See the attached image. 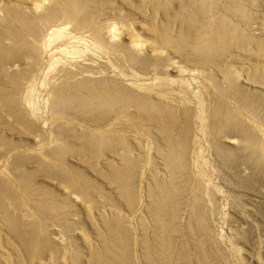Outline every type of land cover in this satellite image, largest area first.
<instances>
[{
	"label": "bare ground",
	"instance_id": "bare-ground-1",
	"mask_svg": "<svg viewBox=\"0 0 264 264\" xmlns=\"http://www.w3.org/2000/svg\"><path fill=\"white\" fill-rule=\"evenodd\" d=\"M105 1L107 2V0H105ZM150 1L156 7L155 12H157V4L158 3L162 4L160 9L158 8L159 9V13L157 15L158 17H155L154 20H151L148 23L149 24L148 25L149 30H151L154 33V37L152 40L153 43L151 42L152 44H151L150 48L144 47V45H142L143 42L139 41L138 39H130L128 42H126L124 37H122V35H121L122 33L120 32V30H122V29L133 32L132 24L125 21L126 20L125 19L126 14L123 16L124 19L121 20V22L119 21L120 23L118 22L119 25L117 22H116L117 23V25H116L115 22H112V21L108 22L106 20L105 21L108 23H104V21H103L104 17H102L103 22L100 19L96 18V13H98L97 11H99V9H101L98 7H100L102 5V3L104 2L103 0H102V3L100 6L99 5L95 6V4H97V2H98V4L100 3V0H39V1H36L34 3V5L32 7L33 11L30 14H28L29 12L25 13V11H24V13H25L24 14L23 12H19L20 10L17 11V9H14V8H13L14 11H12V9H11V11H9V8L13 7V6L11 5L8 7L6 5L7 2L6 3L3 2V4L0 2L1 3L0 4V18L1 19L4 17L8 18V16H10L9 19L12 20V21L9 19L7 20V18H6V20L8 22L6 20H4V23L6 21L5 26L3 25L4 24L3 22H0L4 26L3 27L2 25H0V74H1L0 76H1V78L4 79L3 82L0 81V82H2V85H0L2 88V90L0 91V103L3 105L4 111L7 114H9V116L10 115L13 116V120L16 121V124H17L16 127L19 129L18 130L19 132H23L25 134V133H30V132L34 131L33 130L34 128L32 126H30V124L23 117L24 115H20L21 112L19 111L20 112L19 113L16 110L17 108H16V105L14 104L15 101L12 97L11 88L13 86H16L15 80L19 81L17 73L21 74V72H22L21 67H23V65L18 60L19 57H23V58L24 57L34 58L35 57V60H37L39 62L43 58V55L45 53V50H42L44 47V44H42L43 40H44V36H41L42 30L40 31V28H39L40 26H38V25H36V28H37L36 29L35 24H40V25L45 24V23H47V21L49 19L57 16L60 18L59 29L62 32H65L66 30L72 31V28H74V29L77 28L80 33L83 32V35L86 34V37H89V38L95 40L96 43L99 44V46L94 47L93 51L88 50V56H90V57H94L95 55H98L99 57L102 56L105 59V61H102V63L98 59L90 60V58H88L86 55H85L86 57H82L81 56L82 54L81 55L77 54L76 56H71L68 59V61L66 62V64L63 65V67H61L60 65H57V63H53L49 67V72L53 71V73H52V78L50 80V87L47 89L46 100H47L48 105L51 108L53 120L54 119L57 120V118L62 120L61 118H63L64 121L66 120L65 122H72V124H74L76 126V129L78 130V132L75 131V132H77L76 138H77V136L79 138V142L78 141H76V142H78V146L80 144L81 152H82V150L83 151L87 150V153L90 152L92 154L97 155L98 156L97 158H100V160L102 159V163H101L102 165H100V166L97 165L98 167H100L99 171L101 174H99V172L97 174L99 176L103 175L107 179L106 184H104V185L99 184V182H98L99 180L96 179V177L98 175L97 174H96L97 176L94 175V172H92L90 169H88L85 166L86 164L85 165L81 164L82 160L80 161V159H79L80 155L79 156L74 155L75 160H72V159L66 157L68 154H67V152H65L66 151L65 149L69 148L70 146L73 147L74 145L71 144L72 143L71 139L69 141L66 139L65 135L60 134L59 131H55V136H54L55 146H54V148L52 147L51 150L49 149L50 151L43 152V155H41V157H40L41 159L39 158L40 160L37 161L36 163H33V165L28 166L26 163V165H27L26 168H25V166L22 167L23 169H25V172H26L24 175H22L24 173V171H23V173H21V175H17V174H20L18 172H17V174L13 173V172L8 173L6 171L1 173V174L5 173L9 176L8 177L9 179L8 178L3 179L5 177V174H4L3 178L1 177V180L6 184L5 188L0 185L1 196L3 195L2 197H5V196H6V198L8 197L7 198L8 200H9V198L11 200L13 197L17 198V196L11 197L12 191L14 192L15 189L13 190L12 189L13 187H12L11 188L12 190H10L11 192H9V186L17 187L18 188V189H16L17 193L20 190H22V192L26 193V195H23L24 199L21 197V202L23 203L24 207L20 206V208H19L17 206L18 207L17 209L22 210V211L21 210H19V211H21L20 212L21 217L23 215L22 219L24 220V222H28L30 224L29 227L25 225L26 227H28L27 230L29 231L30 227H32V229L28 232L29 237H27V238L28 239L30 238V242H28V243H30L32 246L33 256L37 258L36 259L37 263L41 262L40 260H42V259L46 260V258H44L45 253H43L44 249H42V248H44L45 246L52 247V245H54L53 243L61 242L58 237L63 235L62 233L60 235V233H59L60 229L58 230V229L52 228L50 226L53 224L52 222L51 223L50 222H43L40 220L39 216L45 215L43 210L46 211L48 207H49V209L54 208V210H55V209H57L56 206H58V204H60V206L61 205H68V206H70L71 210L70 209L69 210L71 211L72 214H74L73 215L74 217L76 215L77 217L79 216V218H80L82 208L83 209L86 208L85 209L86 211L83 210V212H86V214L84 213L85 216L87 215L90 217V216H92L91 212H94V210H95L94 207H93L94 210L93 209H92V211L90 210L91 204H92V202H91L92 197L95 196V195L92 196L91 192L96 194L97 191L93 192V190L98 188L99 190L102 189L100 191L98 190L99 193H102V192L106 193V191H110V193H111L109 183H115L116 185L118 184V186H119L118 188L120 189L122 196L127 201V205L129 206L128 209H130V211L128 210L129 213L125 214L126 220L128 221V225H127V228H124V230L127 229V231H123L122 225H120L119 222H117V223L115 222V220H117V219H115L116 213H115V211H112V210L110 211L109 207L108 208L105 207L108 209V210L106 209L107 211L105 213V212L101 211L103 207L100 205L102 207L101 210L96 211L97 214L99 215L100 219L98 218V216H96V217H95V215H93V216L95 218H98L99 220H101V218H102L103 221L104 220H105V222L107 221L106 224L108 223L107 225H111V227H112V228H110V226H109L110 231H112L111 229H113L114 233H116V235L122 239L121 244H123V242H124L123 238H125L124 236H126V235H124V233L126 232V234H129L127 237L129 239H131L130 245L127 244L128 243L127 241H129V239L127 237H126L127 241L126 240L125 241L127 242L126 244L129 245L130 252L129 251L128 252L130 253L131 256L127 252L128 248H126L127 250H125V252H127L126 253L127 256L125 254H123V252L119 251L118 254L116 253L117 255L114 254L115 257L114 256L112 257L111 255L113 252L110 253L111 249H110V251H108V254H111L110 255L111 257L108 256L107 252H105L107 255L102 254L101 252L96 251L98 248L97 247H96L97 249L94 248L97 245L93 241H92V243H94L95 246L90 244L89 239L91 237L88 239L84 236L88 240L87 241L82 236L81 241L83 242L84 246H83V248L79 247L77 244L78 242L75 241L76 239H74L75 237L72 234V236L74 237L73 239L76 242V244H75V242L73 244V241H72V244L74 246L77 245L79 248H82V250H85L84 248L85 247L88 248V246L89 247L93 246V248L96 249V250H94V249L92 250V248L90 247V251H86L85 253H83L84 255L87 252L90 253V256H89V254L88 255L86 254L87 258L90 257V259H91V257H92V259H93L96 257L98 259V262L101 261V262H99L100 264L101 263L102 264H123L120 262L121 261L120 259H122V258H126L127 260L126 259L125 260L128 262V264H168L169 259L171 257H172L173 261L170 264H264V218L261 219V217L257 215L258 212L260 213V211H261L259 204L261 203V206H262V203H264V170H262L260 173H259V171H256V170H255L256 171L255 172L252 167H249L252 164L251 162H248V164H250V165H243L245 163L247 164V161H245V160H248V159H244V161L242 162L241 165L243 166V168H242V172L240 174L241 180L239 179V182H238L239 184H237V185H239V187L237 186L239 189V191L237 190V192H239V193L238 194L236 193L237 198L236 197L234 198V199H237L238 203H239V206H238L239 212H240V218L238 216L239 223H238V227L227 228L228 230L226 232L221 231V228L219 227L218 223L216 222L218 220V218H220L218 213L221 211V209L219 208L220 204L217 201V198H218L217 196H219V195L221 196L223 194V193H221V192H223V190L220 188L218 183L215 184L216 182H213V180H212L213 183H211L208 180L211 178H208L207 179L208 181H205V179L201 176V174L202 175L205 174V172L202 173V171H203L202 167H204L203 163L205 162L206 158L203 160L202 151L205 149L204 147H206V146L208 147V149H210L212 151V154L214 153V157L216 159L217 158L221 159L222 156H224V155L228 156L227 154H229V152L232 153V150L235 153V151H236V150H234L235 148H238L237 151L238 150L240 151L239 148H241V152H242V150H245V153H246V151H248L249 148L254 152L253 149H255L257 147L258 152L257 151L256 152L259 153V157H260L259 159L261 160V158H262L264 160V125L262 124V122H259V120H257V117H256V115L258 114V113L256 114V111H260L259 114L261 113L262 118L264 117V108L263 109H261L262 107L257 108V105L255 103V99L253 100L251 98L252 96H254V94H259L261 96H264V74L258 75V74H255V72H254L255 69L259 68V70H262L261 73H264V61H263L264 59L261 60V62L258 61L257 57H259L261 53L258 56V53H254L253 49L251 50L249 48L250 46L248 45L249 39L250 40L254 39L256 41L264 42V18H263V21L262 20L259 21L257 19H255L254 21L253 20L243 21V22L241 21L242 22V26H241V25H239V22L235 23V22H232L231 19L229 20V16L227 14H223V10L219 9L221 11L216 12V10L213 11L211 9L213 12L212 11L209 12L207 14V16H205V18L202 16L204 18L203 21L200 23L199 28L197 27L196 31L193 33L192 31H190V29H191V27H193V25L195 23V21H194L195 20V12L201 11L199 13L202 14L204 11H207V8H209V9L211 8V7H208V5H207L208 2H210L212 4V2L214 0H198V1H196L197 3L195 2L196 5L195 4H194V6L190 5L191 7L186 8V11H183V9H182V7L185 5L183 3H180V4L170 3V4H168L170 2V0H150ZM193 1H195V0H193ZM229 1H231V0H228V2ZM242 1L244 2L245 0H242ZM246 1H249V0H246ZM246 1H245V3H242V4L239 1V3L236 4V5H238V7L235 5L244 17L246 15L243 11L244 9H241L242 6L240 7V4L241 5L248 4V2L246 3ZM253 1H254V3H252V4L253 5L256 4V6H257V3H255L257 0H253ZM106 2H104V3H106ZM224 2H226V0ZM234 2H235V0H234ZM250 2H251V0H250ZM166 3L170 6V9H171L170 13H169V10L167 9L168 6L166 5ZM215 4H217V2H215ZM224 4H223V6H224ZM231 4L229 6H231ZM213 5H211V6H213ZM225 5H228V4L226 3ZM233 5H234V3L232 4V6ZM253 5H252V9L254 10V8L256 6L253 7ZM223 6L221 7L222 9H230L229 6L228 7L227 6L223 7ZM214 7H215V5H214ZM214 7H212V8L214 9ZM225 7H227V8H225ZM237 8L235 9L236 11H238ZM243 8H244V6H243ZM231 10H228V12H226L227 10H224V11L226 13L230 14ZM255 11H256V9H255ZM214 12H216V13H214ZM233 12H234V10L231 13H233ZM100 13H102V12L100 11ZM252 13H254V12H252ZM26 15H28V16H26ZM154 15L156 16V13ZM154 15H153V17H154ZM167 15H169V18ZM197 15H198V13H197ZM205 15H206V13H205ZM99 16L101 17V14ZM99 16H97V17H99ZM172 16H177L178 21L173 20V19L171 20L170 18ZM253 16H254V14H253ZM232 17H233V15H232ZM260 17H262V16L260 15ZM263 17H264V14H263ZM53 20H55V19H53ZM131 20H132V18H131ZM1 21H3V20H1ZM196 22H198V20ZM258 22L260 23V25H258ZM67 23H69L70 25H67ZM78 30H77V32H78ZM59 33H61V32H59ZM57 35L58 34H56V36ZM127 38H129V37H127ZM82 39H84V37ZM86 40H87V38H86ZM51 41H52V39H51ZM87 41H89V40H87ZM230 44H231V46L232 45L238 46L237 49L240 48L239 49L240 52L237 55L240 54L242 56H237V57H239V58L243 57L244 58V59H242L243 63H244V61L247 63L249 62V60L247 61V60H245V58H248V59L253 58L251 60H255L254 62L250 60L251 64L249 63L250 64L249 66H247L248 64L246 65L247 69L245 68L246 74L244 73V77L240 76V75H243V71H239V69L236 67L235 68L238 69V71L235 70L234 66H233V68H231L232 67V66H230L231 64H228V62H227L229 60H227L226 62H222V66H221L220 62L222 60L220 59L221 61L220 62L218 61L220 53L217 54V55H219L218 57L216 55H214L217 50L219 52L224 51L225 53H223V52L222 53L226 54V50H224V49L228 48L227 46ZM80 46H82V45H80ZM231 46H229V48H231L230 51L232 52V50L235 48H234V46H232L233 47V49H232ZM224 47H226V48H224ZM221 48H224V49L222 50ZM260 48L263 50L262 52L264 53V44H262L260 46ZM40 49H41V51H40ZM246 49L251 50V51L249 52L247 50V52H245ZM83 50H85V49H83ZM118 51H121L122 54L125 55V58L128 59L127 60L128 63L126 61L125 62L127 64L124 63L126 66L123 64V62H124L123 59H122L121 65L119 63L116 64L112 60H110L113 57V56L110 57L111 54L114 52H118ZM94 52H96V53H94ZM121 52H119V53H121ZM252 52L255 55L252 54ZM182 53L185 54L184 55V56H186L185 59L188 62L181 59L180 56L183 57ZM227 53L229 54L230 52L228 51ZM234 53H235V51H234ZM231 54H233V53H231ZM231 54H229V56ZM226 55H221V56L226 57ZM173 56H176V58H173ZM221 56H220V58H221ZM121 57H123V56H121ZM225 57H223V59H225ZM215 58H218L217 61H215L216 60ZM234 58H235V56H234ZM259 58H261V56ZM113 59L116 60V59H118V57H116V58L113 57ZM237 60L239 61V59H236V62L238 63ZM233 63H232V65H233ZM212 64H216V66L218 65L219 69L221 70V73H222L221 76L222 77L220 78V76H219V79H221L220 83H222V81H225L226 83L224 85L228 84V87H230V88H228V90H231V88H234L235 92H238V93L240 92L239 93L240 95L239 94H237V95L241 96V98L236 96V94L234 96L231 93L233 95V97L232 96L231 97L234 98V100L232 99L234 101V103L232 104L231 107H228L227 103H226L227 107L225 106L226 108H222V109L218 108L219 105L214 106L215 103H217L216 100L214 99V97H216V96H214L212 98L209 96L210 93L208 95H205L204 94L205 91L203 92V94L205 96L204 97L200 96L202 93L201 90H205L204 89L205 85H203V88L200 85L203 82L202 80H204V79L201 80L202 82L199 81L200 79L198 80L199 83L201 82L200 84H198V82H197V84L199 85L198 88L200 89V86H201L202 89H200V90L196 89L197 92L194 91V92H196V94L200 92V94H198L199 97L197 95V97H198L197 100H195L193 98L196 101V103L194 105H191L192 107H188V108H184L185 106L184 107L182 106L184 104H182L183 102L181 100L180 101L182 102L181 103L182 105L179 104V102H178L179 99L178 100L175 99L173 94H169V96L173 95L172 98L169 97L168 94H166L168 92H166L165 89H163L164 86H166V87H168L169 85L174 86L173 83H176V82H177V84L181 83V85L182 84L186 85L187 76L189 74H198V75L202 74L203 77L207 80V82L208 81L210 83L213 82V84H214V82L218 81V78L215 77L216 74H211L210 70H208L209 66H212ZM224 64H226V65H224ZM241 65H242V63H241ZM237 67H240V66H237ZM251 67L253 68L252 71L250 70ZM39 69L40 68H37L36 70H39ZM243 69H244V67H243ZM40 72H42V71H40ZM241 72H242V74L239 75L238 73H241ZM145 73H149L150 75L149 74L148 75L153 79L147 80L146 78H148L149 76L145 77L143 75ZM156 73H158V74H156ZM185 74H187V75H185ZM219 74L220 73H218V75ZM22 77H23V75H22ZM203 77H201V78H203ZM20 78H21V76H20ZM192 78H193V76H192ZM192 78H190V80ZM194 78H195V76H194ZM194 78H193V81L195 80ZM197 78H200V77H197ZM24 79H27V78H24ZM31 79H32V77H31ZM31 79L29 78V80H31ZM29 80H27V81H29ZM161 84H163V85H161ZM214 85H216V84H214ZM219 87H221V86L219 85ZM219 87H218V89H219ZM222 87H223V85H222ZM215 88H217V86ZM224 88H225V86H224ZM173 89H175V87ZM218 89L216 91H218ZM231 91L233 92L234 90L232 89ZM207 92H208V89H207ZM222 93L224 94V92H222ZM225 94H227V98H230V97H228V93H225ZM213 95L214 94H212V96ZM166 96H168L169 98ZM182 97L186 99L187 96L186 97L181 96V98ZM254 97H256V96H254ZM176 98H177V96H176ZM225 98H226V95H225ZM239 98L242 102H240ZM262 98H264V97H262ZM217 99L220 102L219 98H217ZM258 99H259V101H261L260 97ZM172 100H174V101H172ZM191 100H189V102ZM223 100L225 101L224 98H223ZM263 101H264V99H263ZM20 102H21V100H20ZM185 102H186V100H185ZM65 104H67V106L74 105L75 106L74 112H71V111H73L72 109H70L71 106L69 107V109H70L69 111H67L68 109L64 110L62 108V106ZM169 104H170V106H168ZM260 104H262V106L264 105L263 102ZM189 105L190 104H188V106ZM65 106H64V108H65ZM221 106L224 107V104ZM0 107H1V105H0ZM73 107H71V108H73ZM167 107H170V108L174 107L173 109L174 110L176 109L175 111L181 112L178 114H180L182 116V118H183V116H185V112H186L185 109L192 110V113L194 114V121L192 122L193 126H191L192 130L190 127H188V125L186 123L187 120H184L185 118L181 119L180 117H177V119L180 118L179 119L180 122L178 121L179 123L176 124V125H179L178 128L173 125L172 121L169 120L170 117L168 118V121L171 124H168L169 123L168 121H167L168 123H165V122H163V123L158 122L157 123V126L159 125V130H157V131L163 130L165 133L164 134L165 139L173 141V144H172L166 140H165L166 141L165 142V141H162V139H159V140L154 139V144L152 143L153 147L155 146L154 148L156 149V152L158 153L157 158L159 156V158L162 159V160H157V162L159 163V165H157L158 169H156V168H154V169H156L157 172H159V170L164 172L165 169L169 168V170H168L169 172L167 171L168 172L167 175H169V177H166V178H168V183L165 181L168 185L165 182L163 184L161 182L162 179H160V181L155 179L159 175L156 172L155 173L157 176L155 175V177L152 178L153 175L150 174L149 180L146 179V181H143L144 180L143 177L140 178L143 175L142 174L143 171H141L139 174V177L136 178V171L139 170V168H138L139 164L138 163H140V162L137 163V161H136L137 158L134 159V157L132 158V156L129 154H130V152H132L135 149L137 152H139L140 148L135 147L134 144L133 145L130 144L132 142V140L130 142L128 140V137H126L127 132H126V134L124 133L126 131V129L121 128L119 125V123L121 121L123 123V121H126V120H133L134 122L139 121L138 123L140 124L141 123L140 118L142 119V117H143V116L141 117V115H142V113L145 114V111H146V114L148 112L153 111L157 116L156 119L161 120V119H159L161 117L158 118V116H160V113H161L160 111L162 109L164 110V108L166 109ZM218 109L220 111H222L221 115L220 114L218 115L216 113L219 111ZM166 110H168V109H166ZM170 110L171 109H169V111ZM173 111H172V113H173L172 115L174 116V114L176 112H173ZM22 113H23V111H22ZM215 113H216V116L214 115ZM155 114H153V115H155ZM211 114L214 115L216 117V119H214L215 117L212 119L213 116L211 117ZM117 115H120L123 117L122 119L119 120L120 122L117 121V122L110 123V121L112 119H114L113 117H115ZM148 115H149V113H148ZM148 115H147V117H148ZM163 115H162V117H163ZM165 116H167V115H165ZM170 116H171V114H170ZM217 116L218 117L222 116L221 120H219L220 118H218ZM261 116H259V117H261ZM147 117L145 119H147ZM149 118L150 117H148V119ZM166 118L164 120H166ZM171 118L174 121L175 118L172 116H171ZM152 119L154 120V118H152ZM147 120H146V122H147ZM158 120H156V121H158ZM260 120H261V118H260ZM64 121H63V123H64ZM149 121H150V119H149ZM261 121H263V120H261ZM31 122H32V120H31ZM136 122L134 123L135 125L138 124ZM175 122H177V121H175ZM63 123L60 125H63ZM143 123H141L140 125L142 126ZM72 124L70 126H72ZM154 125H156V124L154 123ZM242 125H248L249 128L252 129L253 133H255L256 137L254 135H251L252 133L249 134L248 131H246L245 129L244 130L246 131V133L242 131L243 129H240L241 131L238 130V128L243 127ZM75 126H72V127L75 129ZM130 126H128V128ZM172 126H173V128H170ZM62 127H64V125ZM136 127H138V125ZM145 127H147V126H145ZM148 127H150V126H148ZM73 128H72V130L69 128L70 131L73 132ZM140 128H142V127H140ZM64 129H65V127H64ZM146 129H145V132H146ZM155 129H157V127H155ZM169 129H175V131L177 129V135H176V132L172 131V133L175 136L171 135L169 137V134H168ZM247 129H248V127H247ZM117 130L120 131V135H117L114 137V134H116L118 132ZM133 130H134V132L137 131V130L135 131V129H133ZM140 130L143 131L142 129H140ZM147 130H148V132L150 131L149 128ZM62 131H64L63 128H62ZM65 131H66V129H65ZM169 132L171 133V131H169ZM213 132L216 134V138H215V134ZM0 133H2L1 130H0ZM161 133H159V135ZM209 134L211 136L214 135L213 141L211 139L212 137ZM67 135H68V139L71 138V137H69L71 135H69V134H67ZM199 135H201L202 137L205 138V140H206V143L204 141L205 144H203V145L199 144V142H198V141H200V139L198 140ZM208 135L211 138L207 137ZM74 136H75V134H74ZM148 136H149V134H148ZM162 136L160 138H162ZM10 137H9L10 140H8V138H6V137H3V138L0 137V138L2 139V142L3 141L8 142V141H11ZM4 138H6V139H4ZM1 139H0V142H1ZM75 140H77V139H75ZM133 141L135 143L137 142V141H135V139H133ZM12 142H13V140H12ZM6 143H2V145L3 144L5 145ZM113 143H115V144L119 143L118 145L116 144V146H118V149H121L120 150L121 152H122V150L123 151L126 150V152H125L126 154H127V152H129V154H127V155L125 154L126 155V159L124 161L125 162V168H123L122 166L118 167L117 163H115L114 161H112L113 159H111L114 156V155H112L111 150L117 148V147H115V145ZM9 144H10V142H9ZM113 145H114V148H113ZM146 146H147V144H146ZM71 148L69 150H71ZM74 148L76 150L78 147L76 148V146H75ZM80 149L78 148V150H80ZM118 149H115V150H118ZM186 149L191 153L192 159L189 158L190 159L189 160V166L190 167L187 166L188 161H187V163H185V165L188 168H190L191 174H195V178H194V182L192 181L193 182L192 185L190 182H187V181L186 182L189 183L188 186L184 184L185 185V186H183L184 190L186 189V187L188 190L187 195L184 198L186 200H187V198H192V200H191L192 204L190 206L188 205V209L191 211H189V210L188 211H189V214H190V212H192V214L194 212V214H195L194 216L196 218V221L199 223V225H196V223L195 224L193 223L192 224L193 227H195L194 225H196L199 227V229L201 231L198 239H193V240H195V241L197 240V242L200 244L197 243L195 246L192 243L194 245V248L191 246L192 251H191V254L189 255V257L187 256V254L184 255L188 250H186V252H185L182 249V251H180L182 253H180L178 251L176 256H175L176 253H174L172 251L174 258L172 255H170V258H169V254H171L170 253L171 251L169 252V248L172 244H173L172 246H176V244H177V246H183V245H180V243H177L178 242L177 238H176L177 239L176 244L174 245L175 242L173 241L174 242L173 243L172 241H170V239H172V237H169L170 238L169 239L166 236L167 234H165V233H167V230H168V228H167L168 226L166 224H168V223L166 221L165 216L170 215V217H171V215H174L177 218V221H179L177 224L180 223V225H181V222L185 223L189 218L190 219L192 218L191 216H193L192 214L190 217L188 215V218H185L183 216V214H185L183 212V209L185 207L182 204V200H183L182 198H180V200L177 199L176 203L174 202L176 204V206H174L175 204L171 200L174 205L172 204L173 206L169 207V209H168V207H166V205L168 206V204L164 205V200H166L168 198V196H170V194L168 192L170 190H172L174 187L179 189V186H181L184 183V181H183L184 178H182V176H183L182 175L181 176V178L183 179L182 181H181V178H180V180L178 178L177 179L179 181H181V183L182 182L183 183L181 185H178L177 184L178 180L176 179L177 180L176 181L173 178V177L176 178V174L174 176L173 173H175L174 171L177 172L178 170L182 169V166L186 160L184 158V155L186 157V154L184 153V151H186ZM72 150H74V149H72ZM237 151H236V154H237ZM64 152L67 154L66 156L63 155ZM140 152H141V150H140ZM140 152L138 154H140ZM189 152H188V154H189ZM113 154H115V153L113 152ZM240 154H242V153H240ZM240 154H239V157H241ZM83 155H84V153H83ZM217 155L221 156V158L216 157ZM246 155H248V153ZM140 156H142V154ZM145 156L147 159L153 158L150 154L145 155ZM233 156L234 155H232V157ZM235 156H237V155H235ZM257 156H258V154H257ZM243 157L246 158L247 156L246 157L242 156L241 158H243ZM92 158H96V157L94 156ZM120 158H122V157H120ZM212 159H214V158H212ZM120 160H122V159H120ZM222 160H223V158H222ZM227 160H229V159H227ZM256 160H254V161H256ZM248 161H250V160H248ZM258 162H259V160L257 161V163ZM94 164H93V166H94ZM213 164H215V163H213ZM254 164L255 163H253V165ZM97 166H94V167L96 168ZM228 166L230 167V165H228ZM183 167H185V166H183ZM216 167H217V165H216ZM22 168H21V170H23ZM90 168H92V167H90ZM256 168L257 167L255 166V169ZM259 168H260V164H259ZM262 168H264V167L261 166V169ZM94 169L92 168V170H94ZM184 169H183V171H184ZM185 172H186V170H185ZM188 172H189V170H188ZM188 172H187V174H188ZM179 173L180 172H178V174ZM216 173H218L217 175H219V170ZM163 174L164 173H162V175ZM183 177H185V176H183ZM97 178H99V177H97ZM166 178L164 177V179H166ZM186 178H188V177H186ZM191 178H192V176H191ZM101 181L102 180H100V183H101ZM103 182H102V184H103ZM235 183H237V182H235ZM94 186L96 187L95 189H93ZM228 187L229 186L226 187L228 194L233 193L232 190H230ZM91 188H92V191H90ZM207 188H208V190H207ZM27 189L30 191V193H31V191H34L33 193H35V195L31 196L29 192L27 193V191H26ZM113 189H115V188H113ZM168 189H169V191H168ZM228 189L230 191H228ZM174 190H176V189H174ZM180 191H181V189H180ZM33 193H32V195H33ZM116 193H118V192H116ZM170 193L172 194L171 191H170ZM180 193H176V194L178 195ZM197 193H198V195H197ZM22 194H24V193H22ZM173 194H175V193H173ZM100 195L101 194H98V196H100ZM104 195H102V197L101 196L100 197L103 198ZM234 195H235V192H234ZM107 197H104V198L106 199ZM180 197H182L181 194H180ZM108 198L112 199L111 196ZM93 199H95V198H93ZM2 200L4 201V198ZM112 200H114V199H112ZM167 200H170V199H167ZM211 200L213 203H215L214 208H212L209 205V203H211L210 202ZM262 200H263V202H262ZM3 201L1 202V200H0V202L2 204H3ZM98 201H99V199H98ZM100 201H101V199H100ZM171 201H170V203H171ZM108 202H110V201H108ZM112 202H115V201H112ZM141 202L144 204V208L142 207V209L139 210V211H141L139 213V215L137 214L139 216L140 220L142 222L143 221L146 222L145 218L147 219L150 217V215H148L149 213H147L149 210L150 213L152 214L151 219H152L153 223L156 225L154 227V230H153L154 231V234H153L154 237H152V238H154V240H155V237H156L157 240H155V241L153 239H150V240H153L155 243L157 241V243L159 244V245L157 244L159 246L157 248H159V249H156L157 245L155 243H153L156 245L154 247L156 249V251H155L156 254L154 253L153 255L150 254V252H148L150 246H148V250L145 248V246L148 243L145 244V242L147 240L145 238L147 236L145 237L146 234L144 235V232H145L144 229L148 223H143V224H146V226L144 225L145 227H143V229H142L143 233H138V231H136V229H134V227L132 225H130V221L133 222L132 220H134V219H132V217L130 215L131 214L133 215L135 213V210H132V209L135 208L137 206V204L141 203ZM83 203H87V206H86V204L83 205ZM111 203H109V204H111ZM189 203H190V201H189ZM186 204H188V203L186 202ZM13 205L15 206V203ZM111 205H109V206L111 207ZM100 206H97V207H100ZM164 206L169 210V212H167V210H166V212L168 214L166 212L162 213V212H164L162 210L165 209ZM169 206H171V205H169ZM190 207H191V209H190ZM2 208H4L3 205H2ZM14 208H16V206ZM113 208H115V207H113ZM117 208H118V210H120V208L118 206H117ZM6 209L8 210V214H9V209L8 208H6ZM17 209H16V211L18 212ZM58 209L56 211H59ZM110 209H112V208H110ZM138 209H139V207H138ZM64 210L68 211V209H64ZM64 210L62 209L61 211L66 212ZM132 211L134 213H132ZM262 211H264V209ZM1 212H2V210H1ZM5 212L7 213V211H5ZM14 212L11 214H15ZM53 212L54 211L51 210L50 213L54 214ZM62 212H60L61 215H62ZM221 212H223V211H221ZM46 213H47V211H46ZM67 214H68L67 216H69V213H67ZM162 214L163 215L167 214V215L163 216ZM4 215H5L4 218H7L8 215L6 216L5 213H4ZM17 215H18V217H15V218L12 216V219L13 218L14 219L17 218L16 220L20 219L19 214H17ZM47 215H51V214H47ZM63 215H65V214H63ZM3 216H2V218H0V220L3 219ZM67 216L65 215L64 217H67ZM119 216H120V214H119ZM174 216H172V217H174ZM220 216H222V214ZM47 217H49V216H47ZM55 217L60 218L61 216L55 215ZM77 217H75V218L78 219ZM82 217H83V215H82ZM59 218H58L59 223H61L60 220H62V219H59ZM73 218H71V219H73ZM136 218H138V217H136ZM7 219H8V223L10 225L9 221L12 219H9V218H7ZM167 219H170V218L168 217ZM46 220H49V219H46ZM52 220L53 219H51V221ZM58 220L56 219L57 223H58ZM81 220H83V219H78L77 223H75V224L73 223V224L74 225L79 224L78 222ZM171 220H170V223H172ZM12 221H11L12 222L11 225L14 228L15 222H14V220H12ZM65 221L66 220H64V223H65ZM91 221L92 222H90V223H93V221L97 222V220L95 221L94 219ZM148 221L150 223L148 224L147 227L149 229H152L153 227L151 228L150 224L153 225V223L150 219ZM175 221L176 220L173 221L174 224H175ZM6 222H7V220H6ZM6 222L4 223V225L6 224ZM19 222L21 223L20 220L18 222L16 221L17 224ZM70 222H71V220H70ZM74 222H76V221H74ZM168 222H169V220H168ZM8 223H7V226H9ZM23 223H21V224H23ZM118 223L121 226V228H120V226L117 225ZM184 223H182V224H184ZM191 223H192V221L189 223L188 226H190ZM68 224H69V222H68ZM80 224H81V222H80ZM93 224H91V225H93ZM177 224L175 225V227L177 226ZM59 225H61V224H59ZM97 225L99 226L98 223H97ZM101 225H102V223H101ZM107 225H106V228H107ZM25 226H24V228H26ZM67 226H69V225H67ZM103 226H105V225H103ZM170 226H171V224H170ZM170 226H169V229H170ZM181 226L178 228L176 227L177 231L179 228H181ZM185 226H186V224H185ZM76 227L80 228L81 230L80 229L79 230L81 232L84 230L83 229L84 226L82 227L81 225H79V226L76 225L75 228ZM99 227L101 228L102 226H99ZM147 227H146V229H147ZM165 228H167L166 232H165ZM11 229L12 228H10L9 230H11ZM15 229H14V231H15ZM94 229H96V228H94ZM21 230L19 231L20 233H21ZM85 230H86V232H89L88 228H85ZM172 230L174 231V229H172ZM188 230L190 231L191 229H188ZM11 231H13V229ZM14 231L12 232L13 234H14ZM98 231L97 232L94 231V232L98 233V235H100L101 231L100 232H98ZM153 231H152V233H153ZM171 231L170 232L168 231V232L171 233ZM105 232H107V230H105ZM146 232L150 233L151 231L146 230ZM7 233H9V232H7ZM23 233H25L27 236V233L25 231ZM181 233H182V231L180 233H177V234H181ZM198 233L199 232H197V234ZM16 234H14V236ZM21 234H19V235H21ZM110 234H107V235L110 236ZM4 235L7 236L6 232ZM83 235H85V234H83ZM89 235H91L90 232H89ZM101 236L103 237L102 234H101ZM101 236H99V237L96 236V237L100 238ZM111 236H112V234H111ZM148 236L150 237V234ZM178 236H180V235H178ZM182 236H183V234H182ZM191 236L192 235H190V237ZM20 237L22 238V236H20ZM63 237H65V236H63ZM96 237L94 239H97ZM112 237H115L116 241H117L118 237H116V236H112ZM193 237H195V236H193ZM193 237H191V238H193ZM12 238H13V235L10 238V240H13ZM196 238H197V236H196ZM71 239H72V237L70 238V240ZM173 239H174V237H173ZM180 239H182V238H180ZM183 239H185V238H183ZM208 239H210V241ZM24 240H25V238H24ZM207 240H208V242H210L209 245H211V247L213 249H210V247L208 246ZM212 240L215 243V244L214 243L213 244L216 245V246H214L215 248L211 244ZM18 241H17V243L19 244ZM187 241H188V239H187ZM189 241H190V239H189ZM15 242H16V240H15ZM26 242L23 243V241H22L21 243L24 245V244H26ZM119 242H121V240ZM149 242L152 243V241H149ZM170 242L172 244H170ZM179 242H181V241H179ZM190 242H192V240ZM105 243H107V241ZM112 243H113V241H112ZM65 244L67 245L69 243H67L65 241L64 247H65ZM83 244H81V245H83ZM115 244H118V243L115 242ZM182 244H184V243H182ZM185 244H186V241H185ZM185 244H184V246H185ZM187 244H186L185 249H189V248H187ZM15 245H17V244H15ZM58 245L62 246L63 244L58 243L57 245H55V247L57 248ZM70 245H71V243H70ZM73 245L71 247H73ZM127 245L124 247H127ZM197 245H200V246H197ZM28 246H30V245L28 244ZM113 246L115 247V245H113ZM138 246L140 249L141 248L142 249L140 250L138 248ZM23 247L27 248V246L26 247L23 246ZM50 247H48V248L50 249ZM102 247H104V246H102ZM143 247L146 250H144ZM176 247H175V249L178 250L179 248L177 247L178 248L177 249ZM16 248H18V247L16 246ZM19 248H20L19 250H21L22 247H19ZM62 248H61V250H59L60 248L58 250L54 248L57 251H55L54 249H53V251L56 253L58 251H62ZM65 248H63V249H65ZM79 248H77V249H79ZM118 248H120V247H118ZM151 248H153V247L151 246ZM180 248H182V247H180ZM49 249L46 248L44 250V252L46 250H49ZM70 249H69V252H70ZM113 249H116V248H113ZM24 250H26V249H24ZM29 250H30V248H29ZM40 250L42 252H39ZM65 250H67V249H65ZM86 250H88V249H86ZM98 250H102V249L99 248ZM107 250H109V248ZM139 250L141 252L138 255ZM172 250H174V249H172ZM176 250H174V251L177 252ZM21 251H23V250H21ZM72 251H73V248H72ZM74 251H73V253H70V255L71 254H78L80 252L79 250H77V252L75 251L76 253H74ZM183 251L185 253H183ZM32 252L30 251L29 253H32ZM54 252L52 254H55ZM41 253H43V254H41ZM20 254H22V252ZM20 254H19V256H17L18 255L17 254L16 257L20 258ZM24 254H25V252H23V255ZM56 254H58V253H56ZM59 254H61V253H59ZM59 254H58V257L60 256ZM79 254L82 255V253H79ZM91 254L94 255L95 257H93ZM48 255H51V254H48ZM84 255H83V257H84ZM27 256H29V258L31 257L30 255H27ZM71 256H73V258H72V261H73V259H75L74 258L75 255H71ZM129 256H130V259H129ZM34 257H33V260H34ZM53 257H55V256H53ZM58 257L55 258L56 261H57ZM69 257L67 259H69ZM79 257H80V255H79ZM79 257H77L78 258L77 259L78 264L80 263ZM140 257H141V259H140ZM186 257H187V259H186ZM26 258H25V260H26ZM20 259L22 260V258H20ZM90 259H89V261H91V264H93L92 263L93 260H90ZM27 260L21 261V264H22V262H24V263L28 262ZM33 260H31V262ZM47 260L49 262L50 259L47 258ZM80 260H81V258H80ZM18 261H19V259H18ZM74 261H76V260H74ZM89 261H87V263ZM126 261H125V263H126ZM170 261H171V259H170ZM33 262H35V261H33ZM65 262H67V261H65ZM122 262H123V260H122ZM43 263L47 264L46 261H44ZM74 263H76V262H74ZM97 263L95 262V264H97ZM25 264H27V263H25ZM60 264H62V263H60ZM63 264H65V263H63Z\"/></svg>",
	"mask_w": 264,
	"mask_h": 264
},
{
	"label": "rangeland",
	"instance_id": "rangeland-1",
	"mask_svg": "<svg viewBox=\"0 0 264 264\" xmlns=\"http://www.w3.org/2000/svg\"><path fill=\"white\" fill-rule=\"evenodd\" d=\"M36 1H39V0H0V2L3 4V2L4 3H6V5L9 7V6H13V7H10L9 8V11H11V9H12V11H14V9H17V11L18 10H20L19 12H23L24 13V11H25V13L26 12H29L28 14H30L32 11H33V9H32V7H33V5H34V3L36 2ZM104 2H106L105 0H103ZM184 1V2H183ZM193 0H170V2L168 3V4H170V3H173V4H180V3H183V4H185L183 7H182V9H183V11H186V8H188V7H191L190 5H193L194 6V4L196 5V1H198V0H195V1H193ZM225 0H214L213 2H212V4L210 3V2H208V7H211L210 9L209 8H207V11H204L205 13H206V15H205V13L203 12L202 14L201 13H199V12H201V11H196L197 13H198V15H197V13L195 12V23H194V25H193V27H191V29H190V31H192L193 33L196 31V28L198 27L199 28V25H200V23L203 21V19L205 18V16H207V14L209 13V12H211L212 10L214 11V10H216V12H218V11H221V10H223V14H227L228 16H229V20L231 19V21L232 22H235V23H238L239 22V25H241L242 26V22L243 21H250V20H255V19H257V20H259V21H263V14H264V0H257L255 3H257V6H256V4H252V3H254V1L253 0H251V2H250V0L249 1H246V3L248 2V4H244V5H241L242 3H245V1L243 2L242 0H239L240 1V7H241V9H244L243 11H244V13H245V17L241 14V12L239 11V9L237 8L238 7V5H236V4H238L239 3V1L238 0H235V2H234V0H231V1H229L228 2V0H226V2H224ZM238 1V2H237ZM253 1V2H252ZM99 2V1H98ZM98 2H97V4H95V6H100L101 5V3H102V0H100V3L98 4ZM102 3V7L100 6V7H98V8H101V9H99V11H97L98 13H96V18H98V19H100L101 21H102V17H104V19H103V21H104V23H108V22H115V24L117 25V23L120 21L121 22V20H123L124 19V15L126 14V20L125 21H127V22H129L130 24H132V26H133V32H130V31H127V30H124V29H122V30H120V32L122 33L121 35H122V37H124V39L126 40V42H128L130 39H138L139 41H141V42H143L142 43V45H144V47H146V48H150V46H151V44L153 43L152 42V40H153V37H154V33L151 31V30H149V27H148V23L151 21V20H154V18L155 17H158L157 15H158V13H159V9H160V7L162 6V4L161 3H158L157 4V12H155L156 11V7H155V5H153L152 3H151V1L150 0H107V2L106 3ZM118 2V3H117ZM178 2V3H177ZM186 2V3H185ZM196 2V3H195ZM215 2H217V4H215ZM226 4H228V5H225L224 3ZM234 3V5L232 6V4ZM250 2V3H249ZM0 3V4H1ZM9 3V4H8ZM190 3V4H189ZM219 3V4H218ZM222 3V4H221ZM231 4V6H229L230 4ZM167 3H166V5L168 6V10H169V13L171 12V9H170V6L168 5ZM215 5V7H214V5ZM223 4H224V6H229L230 7V9H222L221 7L223 6ZM211 5H213V6H211ZM237 7H236V6ZM247 5V6H246ZM249 5V6H248ZM252 5H253V7H255L254 8V10L252 9ZM166 6V7H167ZM192 6V7H193ZM223 6V7H224ZM237 8V10L238 11H236L235 9V7ZM243 6H244V8H243ZM261 6V7H260ZM16 7V8H15ZM18 7V8H17ZM152 7V8H151ZM212 7H214V9L212 8ZM217 7V8H216ZM219 7V8H218ZM227 7H225V8H227ZM232 7V8H231ZM247 7V8H246ZM14 8V9H13ZM22 10H21V9ZM155 8V9H154ZM159 8V9H158ZM251 8V9H250ZM262 8V9H261ZM123 9V10H122ZM212 9V10H211ZM218 9V10H217ZM219 9H221V10H219ZM232 9V10H231ZM246 9V10H245ZM249 9V10H248ZM255 9H256V11H255ZM210 10V11H209ZM224 10H227L226 12H228V10H231L230 11V14L229 13H226ZM234 10V12L233 13H231L232 11ZM253 10V11H252ZM263 10V11H262ZM100 11L102 12V13H100ZM129 11V12H128ZM212 11V12H213ZM247 11V12H246ZM250 11V12H249ZM154 12V13H153ZM216 12H214V13H216ZM252 12H254V13H252ZM24 13V14H25ZM34 13V12H33ZM156 13V16L154 15ZM167 13V12H166ZM247 13V14H246ZM252 13V14H251ZM262 13V14H261ZM101 14V17L99 16ZM168 14V13H167ZM253 14H254V16H253ZM153 15H154V17H153ZM221 15V14H220ZM232 15H233V17H232ZM238 15V16H237ZM260 15L262 16V17H260ZM8 16V15H7ZM26 16H28V15H26ZM56 16V15H55ZM97 16H99V17H97ZM168 16V18H169V15H167ZM202 18H201V17ZM236 16V17H235ZM243 16V17H242ZM251 16V17H250ZM9 17L10 16H8V18L7 17H4V18H0V22H3L4 23V20H6V18H7V20L9 19ZM150 17V18H149ZM153 17V18H152ZM240 17V18H239ZM131 18H132V20H131ZM200 18V19H199ZM235 18V19H234ZM239 18V19H238ZM245 18V19H244ZM249 18V19H248ZM53 19H55V20H53ZM109 19V20H108ZM171 20L173 19V20H176V21H178V18H177V16H172L171 18H170ZM198 20V22H196L197 20ZM237 19V20H236ZM1 20H3V21H1ZM6 20V21H7ZM9 20H11V19H9ZM108 21V22H106V21ZM227 20V19H226ZM234 20V21H233ZM6 21H5V23H6ZM12 21V20H11ZM14 21V20H13ZM59 21H60V18L59 17H52L51 19H49L48 21H47V23H45V24H42V25H40V24H35V28H36V25H38V26H40L39 28H40V31H41V36H44V40H43V43L42 44H44V47H43V49L42 50H45V53H44V55H43V58L38 62L37 60H35V57L34 58H26V57H19V61H20V63L23 65V67H21L22 68V72H21V74L23 75V77L24 78H27V79H24L23 77H22V75L21 74H19V73H17V75H18V79H19V81H16L15 80V84H16V86H13L12 88H11V93H12V97H13V99H14V104L16 105V110L20 113V115H24L23 117L26 119V121L30 124V126H32L33 128V130L34 131H32V132H30V133H23V132H19L18 130V128L16 127V121H14L13 120V116L12 115H10L9 116V114H7L5 111H4V109H3V105L0 103V105H1V107H0V130H1V132L2 133H0L1 135H0V137H6V138H8V140H10L9 139V137L11 138V141H6V142H2V139H1V144H0V185L2 186V187H6V184L1 180V177L3 178L4 177V174H1V173H3V172H13V173H16L17 174V172L18 173H20V174H17V175H21V173H23V171H24V173L22 174V175H24L26 172H25V169H23L22 167L23 166H25V168H26V166L28 165V166H30V165H33V163H36L37 161H39L41 158V155H43V152H46V151H50L51 150V148L53 147L54 148V146H55V138H54V136H55V131H59V133L60 134H62V135H65V137H66V139L67 140H69L70 141V139H71V144L72 145H74L73 147L72 146H70L69 148H66L65 150V152H67V154L65 153H63V155H67L66 157H68V158H70V159H72V160H75V156H79V159H80V161H81V164H83V165H85L88 169H90L92 172H94V175H96L98 172H99V174H101L100 173V167H98L97 165H102L101 163H102V159L100 160V158H97L98 156L97 155H95V154H92V153H90V152H88L87 153V150H82V152H81V149H80V144H79V146H78V142H79V138H78V136H77V138H76V133L78 132V130L76 129V126L74 125V124H72V122H65L64 120H63V118H61L62 120H60L59 118H57V120H53V115H52V112H51V108H50V106L48 105V103H47V100H46V96H47V89L50 87V80H51V78H52V73H53V71H51V72H49V67L53 64V63H57V65H60L61 67H63V65H65L66 64V62L68 61V59L71 57V56H76L77 54L79 55H81L82 57H88V58H90V60H96V59H98L101 63H102V61H105V59L102 57V56H98V55H95L94 57H90V56H88V50H92L93 51V49H94V47L96 46H99V44L98 43H96V41L95 40H93V39H91V38H89V37H86V34H84L83 35V32L82 33H80L79 32V30L76 28V29H74V28H72V31L71 30H66L65 32H62L60 29H59ZM102 21V22H103ZM242 21V22H241ZM8 22V21H7ZM10 22V21H9ZM117 22V23H116ZM119 22V23H120ZM136 22V23H135ZM5 23L3 24L4 26H5ZM119 23H118V25H119ZM198 24V25H197ZM0 25H2V23H0ZM2 25V26H3ZM67 25H70L69 23H67ZM258 25H260V23L258 22ZM3 26V27H4ZM61 26V25H60ZM195 26V27H194ZM44 27V28H43ZM37 29V28H36ZM60 30V31H59ZM77 30H78V32H77ZM61 32V33H59V32ZM127 32V33H126ZM136 32V33H135ZM47 33V34H46ZM58 34L57 36H56V34ZM132 33V34H131ZM49 36V37H48ZM84 37V39H82ZM127 37H129V38H127ZM86 38H87V40H89V41H87L86 40ZM46 39V40H45ZM51 39H52V41H51ZM144 39V40H143ZM151 39V40H150ZM188 39V38H187ZM50 40V41H49ZM55 40V41H54ZM80 42H79V41ZM48 41V42H47ZM256 40H254V39H249L248 40V45L250 46L249 48L252 50L253 49V52L254 53H258V56H259V54H260V56H261V58H259V57H257L258 59V61H260L261 62V60H263L264 59V53L262 52L263 50L260 48V46L262 45V44H264V42H262V41H256ZM47 42V43H46ZM152 42V43H151ZM255 42V43H254ZM261 42V43H260ZM85 44V45H84ZM232 44V43H231ZM231 44L230 45H228L227 47L228 48H226V47H224V48H226V49H224V48H221L222 50L224 49V50H226V54H223V53H225L224 51H221V52H219L218 50L216 51V53L214 54V55H216L217 57L220 55H226V57L225 56H221V58H220V56H219V59L218 58H215L216 60L215 61H217V59H218V61L220 62L221 60V66H222V62H226L227 60H229V61H227L228 62V64H231L230 66H232L231 68H233V66H234V68L236 67V68H238L239 69V71H243V75H240V74H242V72L241 73H238L240 76H242V77H244V73L246 72L245 70L247 69L246 67L247 66H249L250 64H251V61H255V60H251V59H253V58H245V60H249V62L247 63V62H245L244 61V63H243V61H242V59H244L243 57L242 58H239V57H237V56H242V55H237L239 52H240V48H238L237 49V47L238 46H235V45H232V46H234V48L235 49H233V47L231 46ZM80 45H82V46H80ZM84 45V46H83ZM87 45V46H86ZM90 46V47H89ZM229 46H231L232 47V52L230 51V49L231 48H229ZM86 47V48H85ZM90 48V49H89ZM83 49H85V50H83ZM220 49V50H221ZM247 50L248 49H246L245 50V52H247ZM251 50H248L249 52L251 51ZM255 50V51H254ZM40 51H41V49H40ZM81 51V52H80ZM117 51V50H116ZM183 51V50H182ZM230 52L229 54H231V53H233V54H231L230 56H229V54L227 53V52ZM234 51H235V53H234ZM260 51V52H259ZM119 52H121V51H118V52H114V53H112L111 54V56L110 57H114V58H116V57H118V59H113V57H112V59H110V60H112L114 63H119L120 65H121V63H122V59L124 60V62H123V64L124 63H126L127 62V60L128 59H126L125 58V55H123L122 54V52L121 53H119ZM218 52V53H217ZM223 52V53H222ZM252 52V54H254ZM94 53H96V52H94ZM220 53V54H219ZM120 54V55H119ZM183 54V53H182ZM217 54H219V55H217ZM235 54V55H234ZM86 55V56H85ZM185 54H183V57L182 56H180L181 57V59H183V60H185V61H187L185 58H186V56H184ZM255 55V54H254ZM257 55V54H256ZM120 56V57H119ZM121 56H123V57H121ZM228 56V57H227ZM234 56H235V58H234ZM54 57V58H53ZM223 57H225V59H223ZM173 58H176V56H173ZM229 58V59H228ZM66 59V60H65ZM221 59V60H220ZM232 59V60H231ZM236 59H239V61H238V63L236 62ZM115 60V61H114ZM235 60V61H234ZM251 60V61H250ZM126 61V62H125ZM231 61V62H230ZM235 63H233V62ZM241 61V62H240ZM264 61V60H263ZM38 64H37V63ZM181 62V61H180ZM188 62V61H187ZM218 62V63H219ZM128 63V62H127ZM126 63V64H127ZM232 63H233V65H232ZM241 63H242V65H241ZM250 63V64H249ZM122 64V65H123ZM244 64V65H243ZM248 64V65H247ZM125 65V64H124ZM224 65H226V64H224ZM247 65V66H246ZM253 65V64H252ZM39 66V67H38ZM126 66V65H125ZM124 66V67H125ZM216 68H215V67ZM237 66H240V67H237ZM40 68L39 70H36L37 68ZM214 67V68H213ZM243 67H244V69H243ZM211 68V69H210ZM235 68V70H237L238 71V69H236ZM246 68V69H245ZM216 69V70H215ZM218 69V70H217ZM243 69V70H242ZM26 70V71H25ZM208 70H210V73L211 74H216L215 75V77H217L218 78V81H216V82H214V84H216V85H214L213 84V82H207V80L203 77V75L202 74H200V75H198V74H189L188 76H187V83H186V85H184V84H182L181 85V83H179V84H177V82L176 83H173L174 84V86H168V87H166V86H164L163 87V89H165V91L166 92H168V93H166V94H168V96H169V94H173L174 95V98L175 99H179L178 100V102H179V104H181L182 102V104H184V105H182L184 108H188V107H192L191 105H194L195 103H196V101L195 100H197V98L199 97V95L198 94H200V92L199 93H197L196 94V92H197V90L199 89L198 88V84H200L202 81L205 83H201L200 85L202 86V88H203V85H205L204 87V89L205 90H201V97L203 96H205V95H208L209 93H210V97H214V96H216V97H214V99L216 100V102L217 103H215V105L214 106H218L219 105V107L218 108H226L227 106H226V103H227V105H228V107H231L232 106V104L234 103V98H232L233 97V95L235 96V94H236V96H238V97H240L241 98V96H239L240 94V92L238 93V92H235V89L234 88H231V90L233 89L234 91L232 92L231 90H228V88H230V87H228V84H226V85H224L226 82L225 81H222V83H220L221 82V79H219V76H220V78L222 77L221 76V70L219 69V66L217 65L216 66V64H212V66H209V68H208ZM212 70V71H211ZM250 70L252 71L253 70V68L251 67L250 68ZM249 70V71H250ZM259 68L258 69H255L254 70V72H255V74H264V73H261L262 72V70H259ZM40 71H42V72H40ZM218 71V72H217ZM236 71V72H237ZM250 71V72H251ZM27 74H26V73ZM214 72V73H213ZM48 73V74H47ZM218 73H220L219 75H218ZM31 74V75H30ZM149 73H145V74H143L145 77H147V76H149L148 75ZM155 74V73H154ZM156 74H158V73H156ZM246 74V73H245ZM1 75V74H0ZM26 75V76H25ZM153 75V74H152ZM185 75H187V74H185ZM193 76V78H194V76H195V80L193 81V78H192V76ZM20 76H21V78H20ZM31 79V77H32V79L31 80H29V78ZM142 76V75H141ZM200 77V78H197V77ZM201 77H203V78H201ZM143 78V77H142ZM190 78H192L191 80H190ZM2 79V80H1ZM147 80L148 79H150V80H152L153 78H151L150 76L148 77V78H146ZM197 79V80H196ZM200 79V80H199ZM202 79H204V80H202ZM23 80V81H22ZM27 80H29V81H27ZM140 80V79H139ZM201 81L200 83H199V81ZM0 81H4V79L3 78H1V76H0ZM7 81V80H6ZM191 81V82H190ZM206 81V82H205ZM2 82H0V85H2ZM195 82V83H194ZM197 82H198V84H197ZM207 83V84H206ZM196 84V85H195ZM161 85H163V84H161ZM165 85V84H164ZM194 85V86H193ZM212 85V86H211ZM219 85L221 86V87H219ZM222 85H223V87H222ZM188 86V87H187ZM201 86H200V89H202L201 88ZM217 86V88H215V87ZM224 86H225V88H224ZM175 87V89H173ZM195 87V88H194ZM218 87H219V89H218ZM227 87V88H226ZM17 89V90H16ZM168 89V90H167ZM197 89V90H196ZM199 89V90H200ZM207 89H208V92H207ZM215 89V90H214ZM218 89V91H216ZM224 89V90H223ZM228 91H227V90ZM2 90V88H1V86H0V91ZM170 90V91H169ZM226 90V91H225ZM194 91H196V92H194ZM205 91V92H204ZM215 91V92H214ZM220 91V92H219ZM203 92H204V94H203ZM222 92H224V94L225 93H228V97H230V98H227V94H225L226 95V98H225V95L222 93ZM20 93V94H19ZM207 93V94H206ZM214 94L213 96H212V94ZM233 95H232V94ZM223 94V95H222ZM237 94H239V95H237ZM173 95H170L169 97H171L172 98V96ZM180 95V96H179ZM187 97H186V96ZM197 95H198V97H197ZM230 95V96H229ZM168 96H166V97H168ZM176 96H177V98H176ZM179 96V97H178ZM181 96H184V97H186V99L185 98H181ZM232 96V97H231ZM254 96H256V97H254ZM254 96H252L251 98L254 100L255 99V103H256V105H257V108H260V107H262L261 109H263L264 108V105L262 106V104H260V103H264V101H263V99L264 98H262V97H264V96H261V95H259V94H254ZM261 98V101H259V97ZM19 97V98H18ZM168 97V98H169ZM190 97V98H189ZM196 97V98H195ZM258 97V98H257ZM195 100H194V99ZM217 98H219V100H220V102L218 101V99ZM223 98L225 99V101L223 100ZM240 98H239V100H240ZM19 99V100H18ZM192 99V100H191ZM230 99V100H229ZM233 99V100H232ZM20 100H21V102H20ZM46 100V101H45ZM182 102H181V101ZM185 100H186V102H185ZM189 100H191L190 102H189ZM195 102H194V101ZM223 102H222V101ZM227 100V101H226ZM229 100V101H228ZM232 100V101H231ZM258 100V101H257ZM172 101H174V100H172ZM19 102V103H18ZM193 102V103H192ZM240 102H242L241 100H240ZM260 102V103H259ZM17 103V104H16ZM188 104H190L189 106H188ZM224 104V107L223 106H221V105H223ZM230 104V105H229ZM259 104V105H258ZM66 105V106H65ZM65 105H63L62 106V108L64 109V110H67V111H69L70 109H72L73 111H71V112H74V110H75V106L74 105H70L71 107H73V108H71L70 106H67V104H65ZM261 105V106H260ZM18 106V107H17ZM64 106H65V108H64ZM168 106H170V104L168 105ZM226 106V107H225ZM67 107V108H66ZM69 107H70V109H69ZM174 107H167L166 109H168V110H166L165 108H164V110L162 111H160L159 113H160V116H158V118L159 117H161V118H159V119H161V120H158V119H156L157 118V116H156V114L152 111V112H148L149 113V115H148V113L146 114V111H145V114L144 113H142V115H141V117H142V119L140 118V122L141 123H143L144 121L146 122V120L148 119V117H150L149 119H150V121H149V119L147 120V122L144 124H142V126L138 123L139 121H135L136 123H138V124H134L135 122L133 121V120H126V121H123V123H122V121L120 122L119 120L120 119H122L123 117L122 116H120V115H117V116H115V117H113L114 119H112L111 121H110V123H113V122H117V121H119L120 123H119V125H120V127L121 128H124V129H126V131L124 132L125 134H126V132H127V134H126V137H128V140L131 142V140H132V142L130 143V144H134V146L135 147H138V148H140V150H141V152H140V150H139V152H140V154H138L139 152H137L136 151V149L135 150H133L132 152H130V154H129V152H127V154H129V155H131L132 156V158L134 157V159H136V161H137V163L138 162H140V163H138L139 164V170H137L136 171V178H138L139 177V174H140V172L141 171H143L142 172V176L140 177V178H142L143 177V181H146V179L147 180H149V176H150V174L151 175H153V177L152 178H154L155 177V175H156V173L157 174H159L158 175V177H156L155 179L156 180H158V181H160V179H162L161 180V182L164 184V182L166 181L167 183H168V178H166V177H169V175H167L168 174V170H169V168H167V169H165L164 170V172H162V171H160L159 170V172H157L156 171V169H158V167H157V165H159V163L157 162V160H162V159H160L159 158V156H158V158H157V152H156V149L153 147V144H154V139L156 140V139H162V141H165L166 139H165V133H164V131L163 130H160V131H157V130H159V125L157 126V123L158 122H160V123H163V122H165V123H168L169 121H168V118H169V120L170 121H172L173 122V125L174 126H176L177 128L179 127V125H176L177 123H179L180 122V118L181 119H184V120H187L186 121V123H187V125H188V127H190L191 128V130H192V127L191 126H193V124H192V122L194 121V114L192 113V110H188V109H185V116H183V118H182V116L180 115V114H178V113H181V112H177V111H175L174 109H173ZM169 109H171L170 111H169ZM174 111H173V110ZM166 110V111H165ZM219 110V109H218ZM22 111H23V113H22ZM166 113H165V112ZM172 111L173 112H176L175 114H174V116L172 115L173 113H172ZM220 111V110H219ZM218 111V112H219ZM218 112H216L218 115L220 114L221 115V113H222V111H220L219 113ZM245 112V111H244ZM259 112L260 111H256V114L258 115H256V117H257V120H259V122H262V124L264 125V117L262 118V116H261V113L259 114ZM151 113V114H150ZM169 113V114H168ZM216 113L214 114L215 116H216ZM144 114V115H143ZM153 114H155V115H153ZM164 114V115H163ZM170 114H171V116L172 117H174L175 119H174V121H173V119L171 118V116H170ZM146 115V116H145ZM147 115H148V117H147ZM151 115V116H150ZM153 115V116H152ZM162 115H163V117H162ZM165 115H167V116H165ZM169 115V116H168ZM180 115V116H179ZM214 115H212L211 114V117H212V119L215 117ZM145 116V117H144ZM155 116V117H154ZM259 116H261V117H259ZM12 117V118H11ZM29 117V118H28ZM147 117V119H145ZM167 117V118H166ZM177 117H180V118H178L177 119ZM218 117V116H217ZM152 118H154V120L152 119ZM166 118V120H164ZM218 118H220L219 120H221V118H222V116H219ZM260 118H261V120H263V121H261L260 120ZM10 119V120H9ZM144 119V120H143ZM164 121H163V120ZM214 119H216V117L214 118ZM256 119V118H255ZM31 120H32V122H31ZM143 122H142V121ZM156 120H158V121H156ZM63 121H64V123H63ZM128 121V122H127ZM153 121V122H152ZM162 121V122H161ZM168 121V122H167ZM175 121H177V122H175ZM179 121V122H178ZM190 121V122H189ZM63 123V125H64V127H65V129H66V131H65V129H64V127H62L63 125H60V124H62ZM128 124H127V123ZM134 122V123H133ZM240 122V121H239ZM67 123V124H66ZM148 123V124H147ZM150 123V124H149ZM153 125H152V124ZM154 123L156 124V125H154ZM72 124V126H75V129L72 127V126H70ZM133 126H132V125ZM168 124H171L170 122L168 123ZM246 124V123H245ZM261 124V125H262ZM60 125V126H59ZM127 125V126H126ZM131 125V126H130ZM138 125V127H136ZM147 126V127H145V126ZM161 125V124H160ZM128 126H130L129 128H128ZM144 126V127H143ZM148 126H150V127H148ZM243 127L242 128H238V130H240V129H243L242 131L243 132H245L246 133V131H248V133L249 134H251V135H254L255 136V133H253V131H252V129H250L249 128V126L248 125H242ZM73 128V132L72 131H70V129L72 130V128ZM140 127H142V128H140ZM155 127H157V129H155ZM247 127H248V129H247ZM62 128H63V130L64 131H62ZM70 128V129H69ZM132 130H131V129ZM138 128V129H137ZM144 128V129H143ZM149 128V132H148V130L147 129ZM152 128V129H151ZM170 128H173V126L172 127H170ZM175 128V127H174ZM54 129V130H53ZM128 129V130H127ZM130 129V130H129ZM133 129H135V131L136 132H134V130ZM140 129H142L143 131H141ZM145 129H146V132L149 134V136H148V134L145 132ZM161 129V128H160ZM167 129V128H166ZM246 131H245V130ZM250 129V130H249ZM6 130V131H5ZM61 130V131H60ZM75 131H77V132H75ZM118 131V130H117ZM116 131V132H117ZM169 131H171V133H172V131H174V132H176V135H177V129H176V131H175V129H169ZM168 131V134H169V137L171 136V135H173V136H175L173 133L171 134L170 132ZM241 131V130H240ZM5 134H4V133ZM35 134H34V133ZM63 132V133H62ZM75 132V133H74ZM115 132V133H116ZM144 132V133H143ZM52 133V134H51ZM65 133V134H64ZM69 134V135H71V136H69V137H71V138H69L68 139V135L67 134ZM147 135H146V134ZM159 133H161L160 135H159ZM214 133V132H213ZM212 133V134H213ZM74 134H75V136H74ZM215 134V133H214ZM67 135V136H66ZM117 135H120V131H118L116 134H114V137L115 136H117ZM129 135V136H128ZM163 135V136H162ZM210 135V134H209ZM207 136V137H210V136ZM147 136V137H146ZM156 136V137H155ZM162 136V138H160ZM150 137V138H149ZM154 137V138H153ZM164 137V138H163ZM201 135H199V137H198V140L200 139V141H198L199 142V144H201V145H203V144H205L206 143V140H205V138L204 137H202ZM212 137V138H211ZM210 138L212 139V141L214 140V135L213 136H211ZM253 137V136H252ZM256 137V136H255ZM254 137V138H255ZM6 138H4V139H6ZM74 138V139H73ZM149 138V139H148ZM173 138V137H172ZM204 138V139H203ZM215 138H216V134H215ZM75 139H77V140H75ZM133 139H135V141H137L136 143L133 141ZM202 139V140H201ZM12 140H13V142H12ZM75 142H74V141ZM76 141H78V142H76ZM140 141V142H139ZM166 141H169L170 143H172L173 144V141H171V140H166ZM165 141V142H166ZM204 141H205V143H204ZM9 142H10V144H9ZM149 142V143H148ZM2 143H6L5 145L3 144L2 145ZM153 143V144H152ZM12 144V145H11ZM114 145H115V147H117V148H115V149H118V146H116V144L118 145L119 143H113ZM146 144H147V146H146ZM114 145H113V148H114ZM76 146V148L78 147L80 150H78V148L75 150V147ZM72 147V148H71ZM146 147V148H145ZM150 147V148H149ZM207 147V146H206ZM206 147H204L203 149V151H202V157H203V160L206 158V160H205V162L203 163V166L204 167H202V173H204L205 172V174L204 175H202L201 174V176L205 179V181H210L211 183H213V182H216L215 184H217L218 183V185L220 186V188L223 190V192H221V193H223L220 197L219 196H217L218 198H217V201H218V203L220 204L219 205V208L221 209V211H223V212H219L218 213V215H219V217L220 218H218V220L216 221L217 223H218V225H219V227L221 228V231H224V232H226L228 229L227 228H230V227H232V228H235V227H238V223H239V218H240V212H239V203H238V200L237 199H234L235 197L237 198V194L239 193V192H237V190L239 191V189H238V187H239V185H237V184H239L238 182H239V179L241 178V172H242V168H243V166L241 165L242 164V162L244 161V159H248V160H250V161H248V160H245V161H247V164L245 163V164H243V165H250V164H248V162H251L252 164L249 166V167H252L253 169H254V171L256 170V171H259V173L262 171V170H264V168H262L261 169V166L262 167H264V160L261 158V160L259 159L260 157H259V153H257L258 151H257V147L255 148V149H253L254 150V152L249 148L248 149V151H246V153H245V150H242V152H241V148H239L240 149V151L238 152L237 151V149L238 148H235L234 150H236L237 151V154H236V151H235V153H234V151L232 150V153L231 152H229V154H227L228 156H222V158H223V160H222V158H221V156H219V155H217L216 157H220L221 159H216L215 157H214V153L212 154V151L210 150V149H208V147L206 148ZM71 148V150L72 149H74V150H69ZM133 148V147H132ZM153 148V149H152ZM50 149V150H49ZM115 149H113V150H111V152H112V155H114L111 159H113L112 161H114L115 163H117V166L118 167H120V166H122L123 168H125V159H126V150L125 151H123L122 150V152L120 151L121 149H118V150H115ZM134 149V148H133ZM78 150V151H77ZM147 150V151H146ZM155 150V151H154ZM210 150V151H209ZM247 150V149H246ZM119 151V152H118ZM244 151V152H243ZM257 151V152H256ZM113 152L115 153V154H113ZM187 152V153H186ZM188 150L186 149V151H184V153L186 154V157H185V155H184V158L186 159H184L185 160V162H184V164H183V166H185V167H183L182 166V169L181 170H178L177 172L176 171H174L175 173H173V175L175 176V174H176V178L175 177H173L175 180L178 178L179 180H180V178H181V176L183 175V176H185V177H183L182 176V178H184V180L181 178V181L183 180L184 181V183L182 184L181 183V181H179L178 179V181H177V184L178 185H181V186H179V189H177V188H173L172 190H170L171 192H172V194L170 193V191H169V189H168V193L170 194V196H168V198L167 199H170V200H164V205H166V204H168V206L166 205V207H168V209H169V207H172L175 203H176V201H177V199H179L180 200V198H182L181 200H182V204H183V206L185 207L184 209H183V212L185 213V214H183V216L185 217V218H188V215H189V217L191 216V214H192V212H190V214H189V211H191V210H189L188 209V205L190 206L191 204H192V198H187V200L184 198L186 195H187V187H186V189L184 190V187L183 186H185V185H187L188 186V184L189 183H187V182H190L191 183V185L193 184V182H194V178H195V174H191V172H190V168H188L187 166H189V160L190 159H192V155H191V153L189 152V154H188ZM252 152V153H251ZM83 153H84V155H83ZM124 153V154H123ZM137 153V154H136ZM204 153V154H203ZM240 153H242V154H240ZM248 153V155H246ZM255 153V154H254ZM40 154V155H39ZM89 154V155H88ZM91 154V155H90ZM126 154V155H125ZM142 154V156H140ZM148 154H150L152 157V159H147L146 158V156L145 155H148ZM188 154V155H187ZM213 156H212V155ZM231 154V155H230ZM239 154H240V156L242 157V156H247L246 158H241V157H239ZM254 154V155H253ZM257 154H258V156H257ZM71 157H70V156ZM75 155V156H74ZM82 155V156H81ZM93 155V156H92ZM122 155V156H121ZM232 155H234L233 157H232ZM235 155H237V156H235ZM252 155V156H251ZM96 157V158H92V157ZM119 156V157H118ZM138 156V157H137ZM82 157V158H81ZM120 157H122V158H120ZM124 157V158H123ZM214 158V159H212V158ZM40 158V159H39ZM190 158V159H189ZM257 160H256V159ZM86 161H85V160ZM120 159H122V160H120ZM124 159V160H123ZM217 161H216V160ZM227 159H229V160H227ZM119 160V161H118ZM150 160V161H149ZM242 160V161H241ZM254 160H256V161H254ZM259 160V164H260V168H259V164L257 163V161ZM101 161V162H100ZM123 161V162H122ZM147 161V162H146ZM187 161H188V163H187ZM214 161V162H213ZM254 161V162H253ZM263 161V162H262ZM215 163V164H213V163ZM25 163V164H24ZM26 163H27V165H26ZM91 163V164H90ZM95 163V164H94ZM123 163V164H122ZM185 163H187L188 165L186 166L185 165ZM253 163H255L254 165L258 168H256L255 169V166L253 165ZM22 164V165H21ZM93 164H94V166H97L96 168L93 166ZM206 164V165H205ZM240 164V165H239ZM257 164V165H256ZM90 165V166H89ZM214 165V166H213ZM216 165H217V167H216ZM228 165H230V167L228 166ZM21 166V167H20ZM222 166V167H221ZM20 169H19V168ZM90 167H92L94 170H92V168H90ZM187 167V168H186ZM190 167V166H189ZM216 167V168H215ZM220 167V168H219ZM21 168L23 169V170H21ZM154 168H156V169H154ZM185 168V169H184ZM251 168V169H252ZM154 169V170H153ZM183 169H184V171H183ZM219 170V175H217L218 173H216L218 170ZM235 169V170H234ZM185 170H186V172H185ZM188 170H189V172H188ZM221 170V171H220ZM230 170V171H229ZM240 170V171H239ZM97 171V172H96ZM168 171V172H167ZM238 171V172H237ZM255 171V172H256ZM96 172V173H95ZM156 172V173H155ZM164 173L163 175H162V173ZM178 172H180L179 174H178ZM182 172V173H181ZM187 172H188V174H187ZM154 173V174H153ZM166 173V174H165ZM258 173V172H257ZM258 173V174H259ZM178 174V175H177ZM233 174V175H232ZM2 175V176H1ZM98 175V174H97ZM96 175V176H97ZM166 175V176H165ZM187 175V176H186ZM238 175V176H237ZM102 176V177H101ZM157 176V175H156ZM191 176H192V178H191ZM206 176V177H205ZM9 176L7 175V174H5V177L3 178V179H6V178H8ZM97 177H99V178H97ZM96 177V179H98L97 181L99 182V184H101V185H104V184H106V177L105 176H103V175H98ZM101 177V178H100ZM105 177V178H104ZM164 177L166 178V179H164ZM186 177H188V178H186ZM190 177V178H189ZM104 178V179H103ZM159 178V179H158ZM208 178H211V179H208ZM9 179V178H8ZM164 179V180H163ZM188 179V180H187ZM191 179V180H190ZM208 179V180H207ZM100 180H102L101 181V183H100ZM105 180V181H104ZM212 180H213V182H212ZM241 180V179H240ZM104 181V182H103ZM187 181V182H186ZM193 181V182H192ZM102 182H103V184H102ZM165 182V183H166ZM180 182V183H179ZM235 182H237V183H235ZM166 183V184H167ZM185 184V185H184ZM168 185V184H167ZM227 186H229L228 188L230 189V190H232V192L233 193H231V194H228V192H227ZM238 186V187H237ZM13 187V188H12ZM109 187H110V190H111V193H110V191H106V193H104V192H102V193H99V191L100 190H102V189H95L96 187L94 186L93 187V189H95V190H93V192H95V191H97V193L98 194H101L100 196L102 197V195H104V197H112V199H114V200H112V199H110V198H106L108 201H110V202H108L104 197V199L103 198H101L100 196H98V194L96 193H92L91 192V194H92V196L93 195H95V196H93L92 197V200H91V202H92V204L94 205H92L91 204V208H90V210L92 211V209H93V207L95 208V210H94V212H91V214H92V216H85V214H86V212H83V210L84 211H86L85 209H83L82 208V211H81V215H80V218H79V216L77 217L76 215H75V217H77L78 219H83V220H81V221H79L78 223L79 224H76V225H81L82 227L84 226L85 228H88V230H89V232H90V234L91 235H89V232H86V230H85V228L83 227V231L81 232L80 230V228H78V227H76L75 228V226L76 225H74L75 223H77V221H78V219H76L73 215L74 214H72L71 213V209H70V206H68V205H61L60 206V204H58V206H56L57 207V209L60 211V212H62L61 210L63 209H68V211H66V210H64V211H66V212H62V215L63 214H65L66 216L68 215L67 213H69V216H67V217H64L65 215H61L60 214V212L59 211H56L57 209H55L54 210V208L52 209V208H50L49 209V207L47 208V213H46V211H44L43 209V212L45 213V215H41V216H39V218H40V220L41 221H43V222H52L53 224L52 225H50L52 228H56V229H60L59 230V233H60V235H61V233L63 234V235H59L60 237H58L59 238V240L61 241V242H57V243H53L54 245H52V247H50V246H45L44 248H42V249H49L48 247H50V249L49 250H46L45 252H44V250H43V253H45L44 255H45V257L44 258H46V260H44V259H42V260H40L41 262H38L37 263V258L36 257H34L33 256V252H32V246H31V244L30 243H28V242H30V238L28 239L27 237H29L28 235H29V231L32 229V227H30V230L28 231L27 229H28V227H29V223L28 222H24V220L22 219V217H23V215H22V217H21V209H17L18 207L20 208V206L21 207H24V205H23V203L21 202V197L23 198V195H26V193L25 192H22V190H20L18 193H17V191H16V189H18L17 187H14V186H9V192H11L10 190H14V192L12 191V196L11 197H13V196H17V198L16 197H13L11 200H10V198H9V200L6 198V196L5 197H2L1 196V192H0V200H1V202L3 201L2 199L4 198V201H3V204L1 203L0 204V218H2V216L4 215V213L6 214V216H7V218H9V219H12V216L15 218V217H18V215L17 214H19V218L20 219H18V220H16V219H12V220H14V224H15V227L13 228L12 227V225H11V223L13 222L12 220H10L9 222H10V225H9V223H8V219L7 218H4L5 217V215L3 216V219L5 220H0L1 222H0V264H21V261H26L27 259V261L29 262H25V263H27V264H46V263H43L44 261H46L47 262V264H60V263H65V264H67L68 262V264H70L71 262V264H78V258L77 257H79V255H80V257H79V264H91V261H89V259H90V253H86L87 255L89 254V258H87V255L85 254H83V253H85L86 251H90V247L88 246V248L87 247H85L84 249L85 250H82V248H83V246H84V244H83V242L81 241V237L83 236V238H90L89 239V241H90V244L91 245H94L95 246V244L97 245V246H95L94 248H101L102 250H98L97 248V250L96 249H94L93 248V246L91 247L92 248V250L94 249V250H96V251H99V252H101L102 254H105V255H107L108 254V251H110V249H111V251H110V253H112V255L111 254H108V256L109 257H113L114 256V254L115 255H117L118 254V252L119 251H121V252H123V254H125L126 256H127V252L129 251L130 252V249H129V245H130V243H131V239H129L127 236L129 235V234H126V232L124 233L123 231H127V229H125L124 230V228H127V225H128V221L126 220V217H125V214H128L129 213V211H130V209H128L129 208V206L127 205V201L125 200V198L122 196V194H121V192H120V189L118 188L119 186H118V184L116 185L115 183H109ZM183 189H182V188ZM12 188V189H11ZM113 188H115V189H113ZM117 189V190H116ZM174 189H176V190H174ZM180 189H181V191L183 192H181L180 191ZM228 189V191H230ZM235 189V190H234ZM99 190V191H98ZM104 190V189H103ZM184 190V191H183ZM207 190H208V188H207ZM234 190V191H233ZM16 191V192H15ZM27 191V193L29 192L30 193V191L27 189L26 190ZM90 191H92V188H91V190ZM174 191V192H173ZM178 191V192H177ZM34 191H31V193H30V195L31 196H34L35 195V193H33ZM116 192H118V193H116ZM120 192V193H119ZM181 192V193H180ZM234 192H235V195H234ZM17 193V194H16ZM22 193H24V194H22ZM32 193H33V195H32ZM108 193V194H107ZM173 193H175V194H173ZM176 193H180L181 195H182V197H180V194H176ZM237 193V194H236ZM21 194V195H20ZM113 194V195H112ZM141 194V193H140ZM174 195V196H173ZM177 195V196H176ZM197 195H198V193H197ZM20 196V197H19ZM37 196V195H36ZM234 196V197H233ZM171 197V198H170ZM177 197V198H176ZM179 197V198H178ZM198 197V196H197ZM211 197V196H210ZM93 198H95V199H93ZM99 199V201H98V199ZM176 198V199H175ZM199 198V197H198ZM24 199V198H23ZM97 199V200H96ZM100 199H101V201H100ZM110 199V200H109ZM189 199V200H188ZM8 200V201H7ZM173 201V203H172V201ZM13 201V202H12ZM15 201V202H14ZM104 201V202H103ZM112 201H115V202H112ZM168 203H167V202ZM170 201H171V203H170ZM189 201H190V203H189ZM12 202V203H11ZM96 202V203H95ZM99 202V203H98ZM108 202V203H107ZM112 202V203H111ZM184 202V203H183ZM186 202L188 203V204H186ZM211 203H209V205L212 207V208H214V206H215V203H213L212 202V200L210 201ZM262 202H263V200H262ZM15 203V206H16V208H14L15 206L13 205ZM109 203H111V204H109ZM126 203V204H125ZM84 204H86V206H87V203H83V205ZM99 204V205H98ZM111 205V207L109 206V205ZM173 204V205H172ZM181 204V203H180ZM2 205H3V207L5 208H8L9 209V214H8V210L5 208H2ZM104 208H102L101 206ZM169 205H171V206H169ZM260 205V213L258 212V216H260L261 217V219L262 218H264L263 216H264V211H262L263 209H264V203H262V206H261V203L259 204ZM18 206V207H17ZM60 206V207H59ZM64 206V207H63ZM96 206V207H95ZM97 206H100V207H97ZM117 206L120 208V210H118V208H117ZM139 207V209H138V207ZM137 206L135 207V208H133L132 210H135V213L132 211V213H134L133 215L131 214L130 216L132 217V219H134V220H132L133 222H131L130 221V225H132L133 227H134V229H136V231H138V233H143L142 231V229H143V227H145L146 226V224H143V223H150L148 220L150 219L151 221H152V214L150 213V211L148 210V212L147 213H149L148 215H150V217L149 218H145V220H146V222L145 221H141L140 220V218H139V213L141 212V211H139L140 209H142V207L144 208V204L141 202V203H138L137 204ZM174 206H176V204L174 205ZM187 206V207H186ZM12 207V208H11ZM105 207H109V210L111 211H115V213H116V218L115 219H117V220H115L114 218V220H115V222L117 223V222H119L120 223V225H122V232L124 233V235H126V236H124L125 238H123L124 240V242H123V244H121L122 243V239L121 238H119V236H117L116 235V233H114V231H113V229H111L112 231H110V229H109V226H110V228H112L111 227V225H107L106 224V222H105V220L103 221V219L101 218V220H99L100 219V217H99V215L97 214V212L96 211H100L101 210V208H102V210L101 211H103V212H105L106 213V211L108 210L107 208H105ZM113 207H115V208H113ZM165 207V206H164ZM165 207V209L164 210H162V211H164V212H162V213H165L166 212V210H167V212H169V210L167 209ZM2 208V209H1ZM97 208V209H96ZM110 208H112V209H110ZM137 208V209H136ZM149 208V207H148ZM262 208V209H261ZM4 209V210H3ZM16 209L18 210V212L16 211ZM70 209V210H69ZM107 209V210H106ZM115 209V210H114ZM118 211H117V210ZM190 209H191V207H190ZM1 210H2V212H1ZM13 210V211H12ZM19 210H21V211H19ZM51 210H53L54 212V214L55 215H58V216H61L59 219H62V220H60V222L61 223H59V220H58V218H56L55 217V215L54 214H52V213H50L51 212ZM129 210V211H128ZM139 212H138V211ZM189 210V211H188ZM236 210V211H235ZM5 211H7V213L5 212ZM15 211V212H14ZM4 212V213H3ZM15 213V214H11V213ZM49 212V213H48ZM83 212V213H82ZM119 212V213H118ZM166 212V213H167ZM227 214H226V213ZM43 213V214H44ZM85 213V214H84ZM187 213V214H186ZM224 213V214H223ZM235 213V214H234ZM263 215H262V214ZM2 214V215H1ZM47 214H51V215H47ZM119 214H120V216H119ZM138 214V215H137ZM168 214V213H167ZM167 214H162L163 216H165V215H167ZM222 214V216H220ZM239 214V215H238ZM11 215V216H10ZM15 215V216H14ZM71 215V216H70ZM82 215H83V217H82ZM93 215H95V217L96 216H98V218H95ZM118 215V216H117ZM187 215V216H186ZM193 216H191L192 218V220L189 218L185 223L184 222H181V225H180V223L179 224H177L179 221H177V218L174 216V215H171V217L172 216H174V217H170V215L169 216H165L166 217V221H167V223L169 224L170 223V220H171V222L172 223H170L171 224V226H170V224L168 225V224H166L168 227V230H167V233H165V234H167L166 236L169 238V237H172V239H170V241H174L173 243H174V245L176 244V240L178 241L177 243H180V245H183L184 246V244H185V241H186V244H187V248H189V249H185V247H186V244H185V246L183 247V246H177V244H176V246L180 249H178L176 246H172L173 244L170 242V244H172L171 246H170V248H169V252L171 253V254H169V258H170V255H172L173 256V258H174V255H173V253H172V251L174 252V253H176L175 254V256L177 255V253H178V251L180 252V251H182V249L186 252V250H188L186 253L183 251V253H185L184 255H186L187 254V256L189 257V255L191 254V251H192V248H191V246L194 248V245L196 246V244L198 243L197 242V240L195 241V240H193V239H198V237H199V234H200V229H199V227L198 226H196V225H199V223L196 221V218H195V214H194V212H193V214H192ZM237 215V216H236ZM47 216H49V217H47ZM53 216V217H52ZM224 216V217H223ZM238 216H239V218H238ZM47 217V218H46ZM52 217V218H51ZM74 217V218H73ZM93 217V218H92ZM134 217V218H133ZM136 217H138V218H136ZM170 218V219H167V218ZM194 217V218H193ZM223 217V218H222ZM226 217V218H225ZM43 218V219H42ZM55 218V219H54ZM70 218V219H69ZM71 218H73V219H71ZM121 218V219H120ZM174 218V219H173ZM176 218V219H175ZM46 219H49V220H46ZM51 219H53L52 221H51ZM56 219L58 220V223H57V221H56ZM76 219V220H75ZM97 220V222H94L93 221V223H90V222H92L91 220ZM119 219V220H118ZM194 219V220H193ZM221 219V220H220ZM6 220H7V222H6ZM21 221V223H23V224H21L20 222L17 224L16 223V221L18 222V221ZM64 220H66L65 221V223H64ZM69 220V221H68ZM70 220H71V222H70ZM76 221V222H74V221ZM99 220V221H98ZM113 220V221H114ZM140 220V221H139ZM168 220H169V222H168ZM174 220H176L175 221V224H174ZM190 220V221H189ZM12 221V222H11ZM101 221V222H100ZM103 221V222H102ZM192 221V223L190 224V226L194 223H196V225H194L195 227H193V225L190 227V226H188L189 225V223ZM194 221V222H193ZM6 222V226L4 225V223ZM67 222V223H66ZM68 222H69V224H68ZM80 222H81V224H80ZM84 222V223H83ZM125 222V223H124ZM189 222V223H188ZM7 223H8V225L10 226H7ZM57 223V224H56ZM72 223V224H71ZM74 223V224H73ZM96 223V224H95ZM97 223L99 224V226H102L101 228L97 225ZM101 223H102V225H101ZM105 223V224H104ZM119 223L117 224L118 226H120L119 225ZM132 223V224H131ZM152 223H153V221H152ZM182 223H184V224H182ZM198 223V224H197ZM216 223V224H217ZM28 224V225H27ZM59 224H61V225H59ZM65 224V225H64ZM83 224V225H82ZM91 224H93V225H91ZM124 224V225H123ZM148 224H147V226H148ZM173 224V225H172ZM177 224V228L178 227H180L181 226V228L183 229H181V228H179L178 229V231H177V228L175 227V225ZM185 224H186V226H185ZM21 225V226H20ZM28 226V227H26V226ZM67 225H69V226H67ZM74 225V226H73ZM103 225H105V226H103ZM106 225H107V228H106ZM126 225V226H125ZM145 225V226H144ZM151 225V228L152 229H149L147 226V229H146V227H145V232H144V235H145V239H147L146 240V242H145V244H147L146 246H145V248L148 250V246H150L149 247V250H148V252H150V254H154L155 253V251H156V249H159V248H157V247H159L158 245V243H157V241H156V243L154 242L155 240H157L156 239V237H155V240H154V238H152V237H154V227L156 226L154 223H153V225L152 224H150ZM179 225V226H178ZM21 228H20V227ZM24 226L26 227V228H24ZM65 226V227H64ZM97 226V227H96ZM124 226V227H123ZM169 226H170V229H169ZM185 226V227H184ZM188 226V227H187ZM5 227V228H4ZM69 227V228H68ZM93 227V228H92ZM99 227V228H98ZM173 227V228H172ZM10 228H12L13 229V231H14V229H15V231H14V234H16L15 236H14V234L12 233L13 231H11V230H9ZM19 228V229H18ZM25 230H24V229ZM94 228H96V229H94ZM120 228H121V226H120ZM167 228H165V232H166V229ZM197 231V232H199L198 234H197V232L194 230V229ZM22 229V230H21ZM80 229V230H79ZM99 231H98V230ZM103 229V230H102ZM107 230V232H105V230ZM172 229H174V231L172 230ZM188 229H191L190 231L188 230ZM5 230V231H4ZM21 230V233L19 232ZM27 233V236H26V234L25 233H23L24 231ZM27 230V231H26ZM62 230V231H61ZM87 230V231H88ZM146 230L148 231V230H150L151 232L149 233V232H146ZM172 230V231H171ZM199 230V231H198ZM11 231V232H10ZM17 231V232H16ZM94 231H98V232H100L102 235H103V237L101 236V234L100 235H98V233H95ZM152 231H153V233H152ZM171 231V233H169V232ZM182 231V233L181 234H177V233H180ZM5 232H6V234H7V236L6 235H4L5 234ZM7 232H9V233H7ZM86 232V233H85ZM112 234V236H116V237H118L117 238V241H116V238L115 237H112L111 236V234ZM159 232V231H158ZM185 232V233H184ZM196 232V233H195ZM58 233V234H59ZM71 233V234H70ZM95 233V234H94ZM106 233V234H105ZM114 233V234H113ZM148 233V234H147ZM152 233V234H151ZM175 235H174V234ZM195 233V234H194ZM19 234H21V235H19ZM24 234V235H23ZM72 234H73V236L75 237H73L72 236ZM83 234H85V235H83ZM87 234V235H86ZM107 234H110V236L109 235H107ZM150 234V237L148 236ZM171 234V235H170ZM182 234H183V236H182ZM189 234V235H188ZM194 234V235H193ZM10 237H9V236ZM12 235H13V240H10V238L12 237ZM153 235V236H152ZM178 235H180V236H178ZM186 235V236H185ZM190 235H192L191 237H193V236H195V237H193V238H191L190 237ZM19 236V237H18ZM20 236H22V238L20 237ZM25 236V237H24ZM63 236H65V237H63ZM85 236V237H84ZM96 236H101L100 238H98V237H96ZM107 236V237H106ZM182 236V237H181ZM196 236H197V238H196ZM8 237V238H7ZM25 238V240H24V238ZM63 237V238H62ZM72 237V239L74 238V239H76L75 241H77L78 243V246L79 247H82V248H79L77 245H75L77 248H79V249H77L73 244H74V239L72 240H70V238ZM97 238V239H94V238ZM109 237V238H108ZM129 239V241H127V238ZM173 237H174V239H173ZM6 238V239H5ZM57 238V239H58ZM85 238V239H86ZM112 240H111V239ZM177 238V239H176ZM180 238H182V239H180ZM183 238H185V239H183ZM16 240V242H15V240ZM20 239V240H19ZM28 241H27V240ZM64 241H63V240ZM66 239V240H65ZM102 241H101V240ZM121 240V242H119L120 240ZM150 239H153V240H150ZM187 239H188V241H187ZM189 239H190V241L192 240V242H190L189 241ZM10 240V241H9ZM19 240V241H18ZM69 240V241H68ZM87 240V239H86ZM107 241V243H105L106 241ZM128 242H126V241ZM209 241H210V239H208ZM208 240H207V243H208V246L210 247V249H213L212 247H211V245H209V243L210 242H208ZM12 241V242H11ZM17 241L19 242V244L17 243ZM23 241V243H25L26 241V244H22L21 242ZM65 241L67 242V243H69V244H65V247H64V243H65ZM71 241V242H70ZM72 241H73V244H72ZM84 241V240H83ZM88 241V240H87ZM92 241L95 243H92ZM109 241V242H108ZM112 241H113V243H112ZM148 241V242H147ZM149 241H152V243L151 242H149ZM179 241H181L182 243H184V244H182L181 242H179ZM184 241V242H183ZM15 242V243H14ZM51 242V241H50ZM82 242V243H81ZM115 242L116 243H118V244H115ZM52 243V242H51ZM60 244V243H62L63 245L61 246V245H58L57 246V248L59 249V250H61V248L63 247V248H65V249H67V250H65V249H63L62 248V251H58V252H56V253H61V254H59L60 256L58 257V254H56L54 251H53V249L55 248V249H57L56 247H55V245H57V244ZM70 243H71V245H70ZM105 243V244H104ZM111 243V244H110ZM129 244V245H127V244ZM140 243V242H139ZM151 243V244H150ZM153 243H155V244H153ZM194 245H193V244ZM214 242H213V240H212V245H213V247L214 246H216V245H214L213 244ZM13 244V245H12ZM15 244H17V245H15ZM28 244L30 245V246H28ZM75 244H76V242H75ZM81 244H83V245H81ZM103 244V245H102ZM110 244V245H109ZM190 244V245H189ZM192 244V245H191ZM198 244H200V243H198ZM21 245V246H20ZM70 245V246H69ZM73 245V247H71ZM108 245V246H107ZM112 245V246H111ZM113 245H115V247L113 246ZM121 245V246H120ZM127 245V247H124V246H126ZM179 245V244H178ZM16 246L18 247V248H16ZM23 246H27V248H24ZM54 246V247H53ZM102 246H104V247H102ZM117 246V247H116ZM151 246L154 248L155 246H156V249L154 248H151ZM197 246H200V245H197ZM19 247H22L21 248V250H23V251H21V250H19L20 248ZM70 249V252H69V249ZM116 248V249H113V248ZM118 247H120V248H118ZM174 247V248H173ZM175 247L178 249V250H176L175 249ZM180 247H182V248H180ZM29 248H30V250H29ZM72 248H73V251L75 250L76 252H77V250H79L78 252L79 253H82V255L81 254H71V255H75V259H73V261L74 260H76V261H74V262H76V263H74L73 261H72V258H73V256H71L70 255V253H73V251H72ZM75 248V249H74ZM109 248V250H107ZM125 248V249H124ZM126 248H128V250L126 249ZM138 248H139V246H138ZM144 247H143V249L144 250H146ZM215 248V247H214ZM24 249H26V250H24ZM41 249V250H42ZM52 249V250H51ZM54 249V250H55ZM57 249V250H58ZM81 249V250H80ZM86 249H88V250H86ZM140 249V248H139ZM142 249V248H141ZM140 249V250H141ZM153 249V250H152ZM172 249H174V250H176L177 252H175L174 250H172ZM28 250V251H27ZM39 251V252H42V251ZM51 250V251H50ZM57 250H55V251H57ZM64 250V251H63ZM91 250V251H92ZM114 250V251H113ZM118 250V251H117ZM125 250H127V252H125ZM138 251V255L140 254V252L141 251ZM151 250V251H150ZM19 251V252H18ZM27 251V252H26ZM32 252V253H29V252ZM56 254H52L53 252ZM66 251V252H65ZM72 251V252H71ZM74 251V253H76ZM83 251V252H82ZM116 251V252H115ZM153 251V252H152ZM190 251V252H189ZM22 252V254H20ZM23 252H25V254L23 255ZM49 252V253H48ZM64 252V253H63ZM105 252H107V254L105 253ZM115 252V253H114ZM128 252V254L130 255V253ZM43 253H41V254H43ZM51 254V255H48V254ZM67 253V254H66ZM69 253V254H68ZM117 253V254H116ZM180 253H182V252H180ZM18 254V255H17ZM19 254H20V258H22V260L20 259V258H18V257H16V255L17 256H19ZM64 254V255H63ZM66 254V255H65ZM156 254V253H155ZM27 255H30L31 257L29 258V256H27ZM71 257H69V256ZM77 255V256H76ZM83 255H84V257H83ZM92 255V254H91ZM111 255V256H110ZM47 256V257H46ZM53 256H55V257H53ZM64 256V257H63ZM69 257V259H67L68 257ZM93 257H95L94 255H92ZM107 256V257H108ZM131 256V255H130ZM130 256H129V259H130ZM24 257V258H23ZM27 257V258H26ZM33 257H34V260H33ZM56 257H58V259H57V261L55 260V258ZM115 257V256H114ZM11 258V259H10ZM17 258V259H16ZM25 258H26V260H25ZM47 258H49L50 260H49V262H48V260H47ZM54 258V259H53ZM65 260V261H67V262H65L63 259ZM80 258H81V260H80ZM87 258V259H86ZM128 258V257H127ZM18 259H19V261H18ZM33 260V261H35V262H31V260ZM52 259V260H51ZM60 259V260H59ZM71 259V260H70ZM96 259V260H95ZM126 258H122V259H120L121 261V263H123V264H128V262L125 260ZM140 259H141V257H140ZM170 259H171V261H170ZM169 259V262H168V264H170V263H172V261H173V259H172V257ZM186 259H187V257H186ZM30 260V261H29ZM44 260V261H43ZM90 260H93V264H95V262L97 263L98 262V259L95 257V258H93L92 259V257H91V259ZM122 260H123V262H122ZM7 261V262H6ZM43 261V262H42ZM71 261V262H70ZM87 261H89L88 263H87ZM125 261H126V263H125ZM10 262V263H9ZM19 262V263H18ZM58 262V263H57ZM60 262V263H59ZM99 262H101V261H99ZM97 263V264H100V263ZM24 262H22V264H23ZM24 263V264H25ZM102 264V263H101Z\"/></svg>",
	"mask_w": 264,
	"mask_h": 264
}]
</instances>
